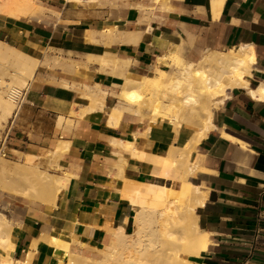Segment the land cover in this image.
Wrapping results in <instances>:
<instances>
[{
    "label": "crops",
    "instance_id": "1",
    "mask_svg": "<svg viewBox=\"0 0 264 264\" xmlns=\"http://www.w3.org/2000/svg\"><path fill=\"white\" fill-rule=\"evenodd\" d=\"M63 1L59 20L24 26L25 41L45 51L36 49L37 54L30 55L38 59V65L22 93L26 101L10 120L0 144L3 154L12 158L53 150L59 142L65 146L59 164L71 176L54 205L23 198L28 206L13 204L2 212L19 226L14 258L36 241L32 264L56 263L54 247L48 241L55 230L70 233V251L85 255L101 246L107 226L113 222L126 232L132 229L129 201L121 196L122 177L151 181V164L120 150L125 156L120 173L112 141L130 138L143 128L126 111L116 127L106 124L111 106L119 103L116 93L126 71L146 74L156 65V58L165 54L169 42L178 51L182 45L191 56L204 49L250 45L257 68L250 81L264 87V0H223L216 13L211 0H160L154 11L142 10L147 22L138 24L129 10L122 19L117 18L116 22L129 26H112L121 34L108 47L99 43L106 28H101L102 15L96 8L88 9L97 1L70 5ZM89 31L92 40L84 39ZM134 32L138 38L132 36ZM103 55L118 59L116 67L109 68L111 72H104L96 59ZM82 96L102 99L103 110L82 115L88 104ZM212 118L215 127L198 143L194 154L202 158L206 171L191 176V182L205 192L196 216L209 244L199 261L264 264V97L252 98L233 89Z\"/></svg>",
    "mask_w": 264,
    "mask_h": 264
},
{
    "label": "bare ground",
    "instance_id": "2",
    "mask_svg": "<svg viewBox=\"0 0 264 264\" xmlns=\"http://www.w3.org/2000/svg\"><path fill=\"white\" fill-rule=\"evenodd\" d=\"M80 1L82 0H66L68 5ZM159 1L152 2L157 4ZM222 1L211 0L215 13ZM6 7L32 14L37 4L32 0H0V12L4 13ZM104 31L108 34L114 33L116 38L121 34L115 27ZM21 33L15 30L12 35ZM134 33H131L132 36L137 35L135 37L138 38V34ZM126 34L132 37L130 33ZM21 35L25 39V34ZM79 39H82V36ZM84 39H93L90 31L84 34ZM7 51L14 55V63L13 68H9L11 79L10 83L6 84L7 91L0 90V126L7 117L15 116L18 112L21 101L12 113L13 101L21 95V89L27 87L38 65V59L0 40V61L5 59ZM96 59L104 67L118 62L117 58L107 55ZM156 61L151 75H134L129 71L122 75L123 82L120 91L116 93L119 103L111 106L106 124L116 127L124 110L143 102V91L149 90L153 103L147 116V126L136 131L130 138L116 137L112 141V146L117 148L118 169L121 173V164L125 161V156L119 148L134 151L137 136L147 138L149 134H162L173 138L185 126L187 119H194L195 125L185 139L182 149L176 155H170L173 160L171 163L175 162L180 167V176L177 180L171 181L166 177L169 170L160 174L158 168L153 167L150 170L151 181H130L122 177L124 183L121 196L129 201L127 215H132V230L126 232L116 222L108 225L106 240L100 247L93 248L101 253L100 258L69 251L70 233L64 229L55 230L48 241L54 247L53 257L56 263L201 264L199 256L206 250L209 242L207 234L198 226L196 209L203 204L205 192L189 178L198 171L206 170L201 164L202 158L195 157L194 151L207 132L215 127L212 107L221 103L229 91L238 89L252 98H263L264 87L262 84L253 85L250 81L256 69V56L250 45H239L224 51L210 50L200 61L194 63L183 62L179 57L178 46L169 42L165 54L157 57ZM175 62L177 63L175 73L166 78V70L160 65L166 66ZM3 63L0 62L1 67H5ZM122 63L128 65L127 60H123ZM1 75L0 71V87L3 83ZM82 97L88 101L82 115L103 110L102 99ZM161 101H166L167 104L163 105ZM163 123L166 126H163ZM222 135L231 137L226 133ZM63 150L65 146L56 145L55 149L49 151L47 161L56 170L55 173L41 170L35 162L36 155L30 157L24 154L25 162L14 161L11 164L1 159V156L0 190L11 191L33 201L45 203L47 207L54 205L56 197L66 187L71 176L63 171L59 164V156ZM163 222L169 223L170 227L177 226V229L166 231ZM18 231L19 226L0 212V264H32L34 253L32 250L36 248V241L30 245L31 249L23 251L21 257L14 258ZM82 246L85 244L82 243Z\"/></svg>",
    "mask_w": 264,
    "mask_h": 264
},
{
    "label": "rangeland",
    "instance_id": "3",
    "mask_svg": "<svg viewBox=\"0 0 264 264\" xmlns=\"http://www.w3.org/2000/svg\"><path fill=\"white\" fill-rule=\"evenodd\" d=\"M32 1L34 3H38L40 6V10L38 11V7H37L35 12L32 14L30 12H25L24 10L15 9L12 7H6L4 13L0 12V40L8 44L10 47L22 53H25L27 55L29 54V56L36 55L37 54L36 49L40 50L41 53H43L45 49L37 48L36 46H30V44H28L25 41V39L23 38V35H21L25 33L24 31L25 24L33 23V24L42 25V24H48L55 19L59 20L60 10H61L60 8L64 2L63 0H32ZM96 1L97 2L95 3V5L89 6L88 9L96 8L99 11V15H102V26H101L102 29L105 27H106L105 29H111V27L114 25H116L118 29L127 28L129 25L119 24V22H116L117 21L116 19L117 18L122 19V17H124V14L128 10L130 12L135 13L136 18H137L136 22L138 24H141L145 21L147 22L148 18H144L142 16V10L148 9L150 11L151 10L154 11L157 5L156 3L152 2V0H96ZM56 4L58 7H54ZM79 6H82V5H79ZM64 7L69 8V6L67 7V5H65ZM74 8L77 9V7H74ZM117 28L115 27L116 30ZM15 30H18L22 33L19 35L16 34V36H14L12 35V33ZM104 30L101 32V35L103 38L102 37L99 38V43H101L104 47H108V45L114 42L112 41V39H115L116 37H114L115 36L114 33L109 32L108 34V32H105ZM210 50L220 51L222 49H204L203 51H200L197 56H191L187 54L183 46L180 45L178 53H179V57L182 59L183 62L197 63L198 61L201 60L204 54L208 53ZM7 52L8 53L5 59L0 61L2 63L4 62L3 64L5 65V67L2 66L3 69L0 66V71L2 73L1 77L3 80L2 86L0 87L1 91L2 90L7 91L6 89L8 86L6 84H9L10 79H11L9 68H13L12 63H14V60H13L14 55L10 51H7ZM42 63L45 64L44 62ZM176 64H177L176 62L169 63L168 65L163 67L166 70V78L172 76L175 73L176 67H177ZM116 65L117 64H114L108 67L102 66V68L104 72H111L109 68H114L116 67ZM255 67H256V64H255ZM151 72H152V69H149L147 73L144 75H151L152 74ZM24 89L25 87L21 89V93H20L21 95H19V97L13 101L12 113L14 112L16 105L18 104L19 101H22L20 102V104L26 101L22 95ZM118 89H119V86H118ZM143 95H144L143 102L132 105L124 110L126 111L125 113H129L135 118V120L137 121L139 126H141V128H144L147 126V116L149 114L151 105L153 103V98L151 97L149 90H144ZM221 103H219L217 106L212 107L214 113L219 110ZM161 104L166 105L167 102L161 101ZM12 117H13L12 115L10 117H7L6 120H4V123H2V125L0 126V144L2 142L5 132L8 129V126L10 125V120L12 119ZM194 125H195L194 119H187L185 121V126L179 131V134L173 138L172 137L169 138V136L167 137L162 134H149L147 138L137 136L134 151L125 149V148H119V150L126 151L124 152V154H128L131 157L141 159L151 164V168L157 167L158 172L160 174H164L165 171L169 170L166 175L167 179L171 181L177 180L180 176V167L175 162L171 163V161L173 160L170 155L171 154L176 155L182 149L184 145V141L186 138H188ZM163 126H166V125L163 123ZM132 135L134 134L132 133ZM61 143L62 142H59L57 145ZM49 151L51 150L41 149L38 153H35L36 155L35 162L38 163L39 168L41 170H44L49 173H55L56 170L47 161L48 156L50 155ZM195 151H194V154H195ZM28 156L34 157V155H28ZM0 157L1 159H4L6 162L10 164L11 162L13 163L14 161L18 163L26 161V158L22 155L17 158H12L8 156L7 154L3 155V150H0ZM189 179L191 180V177ZM20 183L22 184V182ZM23 198L24 200L31 201L29 200L30 198H26L24 196L14 194L11 191H1L0 190V212L1 214L2 212L6 213V211L10 210V207L13 204L18 205V206H24V205L28 206L27 203L23 202L22 200ZM37 204L39 203L37 202ZM168 224L169 223L167 222L165 223L163 222V226L165 227L164 229L166 231L177 229V226L170 227V224H169V227H170L169 229ZM130 231H127V232H130ZM68 250H69V245H68ZM85 255L91 256L94 258L101 257V253L97 250L95 251V249L93 248H92L91 253L85 254Z\"/></svg>",
    "mask_w": 264,
    "mask_h": 264
},
{
    "label": "built area",
    "instance_id": "4",
    "mask_svg": "<svg viewBox=\"0 0 264 264\" xmlns=\"http://www.w3.org/2000/svg\"><path fill=\"white\" fill-rule=\"evenodd\" d=\"M4 155V154H3Z\"/></svg>",
    "mask_w": 264,
    "mask_h": 264
}]
</instances>
